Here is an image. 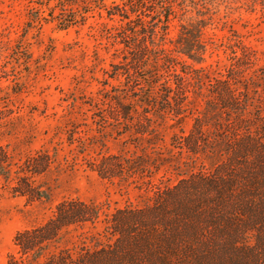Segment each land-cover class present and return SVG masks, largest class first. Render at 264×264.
<instances>
[{
    "label": "trees",
    "instance_id": "trees-1",
    "mask_svg": "<svg viewBox=\"0 0 264 264\" xmlns=\"http://www.w3.org/2000/svg\"><path fill=\"white\" fill-rule=\"evenodd\" d=\"M221 1L29 0L32 27L56 21L68 29L107 13L119 45L114 79L125 81L108 99L111 116L134 150L91 165L112 184L146 187L140 201L107 216V243L78 230L101 219L100 205L69 198L50 219L16 233L8 264H264V52L241 39L229 44L224 70L201 64ZM247 1L264 9V0ZM6 73L0 69V93ZM28 159L39 170L51 163ZM15 165L1 146L0 176L10 180ZM18 179L29 198L50 197L27 176Z\"/></svg>",
    "mask_w": 264,
    "mask_h": 264
},
{
    "label": "rangeland",
    "instance_id": "rangeland-1",
    "mask_svg": "<svg viewBox=\"0 0 264 264\" xmlns=\"http://www.w3.org/2000/svg\"><path fill=\"white\" fill-rule=\"evenodd\" d=\"M230 1H221L213 25L205 30L209 45L203 65L224 70L230 63L229 44L241 39L264 52V9L260 4L248 7L247 0ZM29 5V0H0V69L7 72L0 93V147L16 162L10 180L0 176V264H8L18 231L50 219L56 205L69 198L100 205L101 219L78 230L107 243V216L140 201L146 187L112 184L91 165L103 155L134 150L131 136L111 116L108 99L116 89L123 92L125 81L114 79L119 45L112 42L107 13L100 17L92 12L87 24L68 29L56 21L32 27ZM179 29L176 22L170 40ZM183 127L188 131L191 122ZM170 137L164 144L170 146ZM29 156L39 162L50 159V166L39 170ZM19 176H27L50 197L32 199L20 192Z\"/></svg>",
    "mask_w": 264,
    "mask_h": 264
}]
</instances>
